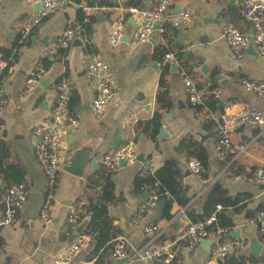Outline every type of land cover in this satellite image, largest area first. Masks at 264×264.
I'll return each instance as SVG.
<instances>
[{"label": "crops", "instance_id": "obj_1", "mask_svg": "<svg viewBox=\"0 0 264 264\" xmlns=\"http://www.w3.org/2000/svg\"><path fill=\"white\" fill-rule=\"evenodd\" d=\"M76 1L96 7L94 3L99 0ZM107 1L113 6H101L88 13L71 7L57 11L27 34L25 26L37 14V4L31 0H0V60L8 62L7 67H0V85L5 89V103L0 105V141L9 145L5 154L0 149V239L3 242L0 264H55L54 257L75 240L71 236L76 231L68 222L75 201L80 200L86 207L92 199L99 200L106 176L114 184L116 197L114 203L108 205L109 214L120 231L117 237L124 236L131 250L147 243L149 234L145 226L150 223L154 224L161 239H174L193 222L192 216L204 214L209 192L223 188L232 201L239 199L238 205L248 201L240 211L232 207L225 209L233 223L232 228L228 227L227 237L246 242L235 252L236 261L231 263L228 258L227 263L237 264L246 259V264H264L261 235L258 227L248 221L257 210L264 208L263 184L257 183L253 177L256 168L264 167V125L234 127L230 136L237 154L227 161L218 159L217 148L218 122L229 103H232L230 112L237 113L244 107H251L264 113V97L248 92L241 84L242 79L264 83V59L258 55L253 42L239 56L232 52L223 37L226 26L234 25L251 32L249 24L233 0H170L172 14L188 7L194 8L196 15L191 23L185 28L167 26L165 31L156 29L146 42L133 46L139 18L128 10L132 7L131 0ZM135 1L141 7L149 8L154 4V0ZM97 13H102L104 18L100 19ZM83 14L85 19L81 21ZM119 20L124 23V36L115 45L111 35L114 24ZM69 28L77 30L70 46L60 50L54 60L43 61L45 48ZM175 52L184 55L183 64L177 58L166 59L167 54ZM86 55L102 58L114 73L116 94L99 117L92 111L95 91L82 64ZM171 62L177 63L178 72L171 70ZM41 64L45 68L43 77L34 85H28L30 73ZM203 66L206 72L202 70ZM185 76L191 78L196 86L200 84L201 89L221 88L220 98L226 106L220 107L217 102L215 111L205 102L193 106L185 88ZM62 80H67L72 87L66 119L68 135L64 141L63 170L58 184L51 188L35 156L37 141L32 137V130L50 116L57 104ZM215 80L217 85L213 84ZM160 93L171 100V109L164 114L160 125L168 133L166 138L158 136L159 130L153 136L152 131L146 129L159 110ZM138 125L140 127L136 129ZM186 135L197 140L207 152L208 165L201 175L189 171L191 156L177 147ZM117 138L122 139L119 145L134 140L136 152L142 154L144 160L137 159L114 171H106L99 163L93 169V156L114 148ZM82 149L91 157L84 174L80 176L64 170L75 153ZM147 160L154 162L155 171L166 161L174 162L180 173V183L183 180L181 185L186 191V205L175 202L170 210L171 219L163 217L164 206L161 213L152 209L139 224H134L132 216L144 201L141 194L132 192L131 183ZM18 182L27 186V201L16 220L3 225L7 190ZM244 195H248L249 200ZM45 202L50 204L52 218L49 222L41 219ZM191 209L194 213H190ZM222 209V205L217 206V211ZM84 215L83 222L88 226L90 215ZM87 226L84 234L89 237L88 242L72 264H97L98 256L105 250L106 246H101L94 255L98 240L86 233ZM214 230L212 228L209 238L212 241L210 250L200 244L192 248L187 241L181 242L176 259L179 264H217L211 259ZM236 230H240V237L230 236ZM253 240L262 245L259 255L252 250ZM105 259L119 264L112 258V249ZM123 264H152V261L134 258Z\"/></svg>", "mask_w": 264, "mask_h": 264}, {"label": "built area", "instance_id": "obj_2", "mask_svg": "<svg viewBox=\"0 0 264 264\" xmlns=\"http://www.w3.org/2000/svg\"><path fill=\"white\" fill-rule=\"evenodd\" d=\"M32 3L39 5V10L35 17L25 26V32L28 34L34 28L38 27L50 15L62 9L71 7L73 9L88 13L91 9H100L101 7H89L76 0H31ZM234 4L241 12L243 19L249 24V31H245L234 25L226 26L223 37L230 45L232 52L236 55H243L246 46L253 42L258 55L264 59V0H233ZM170 0H154L152 7H129L128 10L137 15L139 23L136 34L132 40L133 46L146 42L154 32L159 29L165 31L167 26L174 28L187 27L196 15L194 8L188 7L182 9L176 14L170 12ZM77 30L75 28L67 29L64 34L53 41L45 48L42 53L43 61H52L60 50L70 46ZM124 36V23L122 20L114 24L111 35L113 44H119ZM167 60H175V54H167ZM83 66L87 69L90 83L95 91L92 101V111L99 117L108 103L116 94L114 73L107 62L95 55H86L82 59ZM8 66L6 60H0V67ZM45 68L43 64L33 70L28 79V85H34L44 75ZM184 84L189 94L190 102L193 106L201 105L209 97L220 98L222 90L219 87L199 89L191 78L185 76ZM241 84L250 93H255L264 97V83L242 79ZM58 101L50 116L42 124L32 130V137L37 141L35 156L41 163L47 176L49 187L53 188L58 184V178L63 170L64 141L68 135L66 119L69 112V100L72 93V87L67 80H62L59 84ZM5 89L0 85V105L5 103ZM229 103L225 112L218 122V159L227 161L237 154V148L234 145L230 133L234 127L242 124H251L254 126L264 125V113L262 110L251 107H244L239 112H230ZM137 121V118H135ZM94 161L103 166L106 171H114L120 167L121 161L126 164L137 161L138 154L134 140H128L118 147L111 148L106 152H97ZM188 169L195 175H201L205 167L201 160L196 156L189 157ZM155 172V164L152 160L143 163L139 172L140 176H148ZM253 177L259 184L264 185V167H258L253 171ZM150 193L147 201L140 204L137 211L132 216V222L139 224L146 213L154 209L159 201L164 197L169 198L171 194L168 190H163L159 182H155L150 187ZM28 198V189L25 183L18 182L12 184L7 190L6 207L2 219L3 225L12 224ZM221 208L220 206L218 207ZM86 212L84 205L80 200H76L69 214L68 222L72 230L83 222V216ZM50 204L45 202L41 210V219L44 222L51 221ZM250 224L258 227L261 235V242L264 245V209L257 210L248 220ZM214 228V246L211 259L217 264H228V258L237 250L242 249L246 242L243 239L228 238L230 229L218 225L217 213L203 220L191 222L174 239H161L160 233L155 229L154 224L145 226L149 239L145 245L140 248L130 249L128 240L124 236H119L112 241V258L120 259L134 258L161 260L163 264H169L177 259L179 246L181 242L187 241L190 247L194 248L200 244L201 240L209 239ZM89 237L86 234L77 235L75 240L63 251L54 257L55 264H72L82 248L87 244ZM86 264V263H78ZM105 264H114L111 260L105 259Z\"/></svg>", "mask_w": 264, "mask_h": 264}, {"label": "trees", "instance_id": "obj_3", "mask_svg": "<svg viewBox=\"0 0 264 264\" xmlns=\"http://www.w3.org/2000/svg\"><path fill=\"white\" fill-rule=\"evenodd\" d=\"M94 6H113L107 0H99L97 3H94ZM130 6H139L135 0L130 1ZM91 18V17H90ZM85 15H82L81 21H84ZM176 58L180 63H184V55L180 52H175ZM188 72V71H187ZM163 84V83H162ZM201 89V85H197ZM159 110L155 113L153 120L146 126V129L152 131V135H156L160 125L161 120L166 112L171 109V100L164 96L162 93L158 95ZM205 104L213 111H215L217 106V101L214 97H209L205 100ZM211 125L216 126L215 123ZM139 125L136 129H139ZM145 129V130H146ZM147 131V130H146ZM178 149L184 152L187 156H196L199 158L206 168L208 165V156L206 150L195 140L192 136L186 135L183 136L179 143ZM0 149L3 154L9 150V145L5 142L0 141ZM0 171L1 167H0ZM180 173L176 169L173 161H166L163 166L158 168L153 174L148 176H140L139 174L133 179L131 183V190L134 194H142L148 187H152L155 182H159L163 190H168L171 194V197H164L165 201V210L164 218L171 219L172 215L170 210L175 202L180 205L185 206L186 201L185 190L181 185ZM105 183L103 187L102 196L99 200L92 199L90 203L85 207V214L90 215V221L87 226L86 233L94 236L95 233L99 234L98 242L96 243V248L94 250V255H97L101 246H106L103 253H101L97 258V264H104L105 257L108 256L110 250L112 249V241L117 238L120 234L118 227L114 223V219L110 216L108 205L113 204L116 200L114 194V184L110 180L109 176L105 177ZM244 198L247 200L248 195H244ZM249 200V199H248ZM248 201L242 205H238L239 199L237 201H232L227 195V191L223 188H215L209 192L205 203H204V214L201 216H192V221L203 220L209 217L212 213H217L218 222L222 226L232 228L233 223L230 218L225 213V209L232 207L236 211H240L244 206H246ZM222 205L223 209L217 211V206ZM264 209V208H263ZM190 213H194V209L190 210ZM85 216V215H84ZM83 216V218H84ZM3 246V242L0 239V248ZM247 260L242 259L237 264H246ZM169 264H179L177 260Z\"/></svg>", "mask_w": 264, "mask_h": 264}, {"label": "water", "instance_id": "obj_4", "mask_svg": "<svg viewBox=\"0 0 264 264\" xmlns=\"http://www.w3.org/2000/svg\"><path fill=\"white\" fill-rule=\"evenodd\" d=\"M37 7H39V5H37ZM97 16L100 18V19H103L104 18V15L102 13H97ZM75 42H79V40H76ZM157 64H154L153 66H156ZM170 66H171V70L174 71V72H178L180 70L179 66L177 65L176 62H171L170 63ZM202 70L204 72H206V67L203 66L202 67ZM213 84L217 85L218 84V81L215 80L213 82ZM216 101L218 102L219 106L220 107H224L225 106V102L221 99V98H216ZM1 110V108H0ZM167 117H170V114L167 115ZM158 136L160 138H166L168 136V133L166 132L164 126H161L160 129H159V132H158ZM122 142V139L121 138H117L114 140V146L115 147H118V145ZM84 149L82 150H79L75 153L74 157L67 163V165H65L64 167V170L66 171H73V172H76L78 175L82 176L84 174V170L87 166V164L90 162V154H86L83 152ZM138 160L140 161H143L144 160V156L142 154H139L138 155ZM126 163L124 161H121L120 163V166H125ZM98 166V163L95 161V162H91V167L93 169H95V167ZM181 183H183V180H181ZM215 186H218V185H215ZM262 188H264V185H261ZM150 190L151 188L148 187L144 193H142L140 195V197L142 198L143 201H147L148 199V196H149V193H150ZM187 199V197H186ZM165 206V202L163 200L159 201L158 204L154 207V209L156 211H158L159 213L162 212L163 208ZM198 211L200 213H202V209H198ZM87 226V223L86 222H82L76 229V232L71 236L72 239L76 238L77 235H81L84 233L85 231V228ZM230 236L232 237H240V230H236L234 231L233 233L230 234ZM94 239L95 240H98V234L94 235ZM200 245L202 247H204L205 249L207 250H210L211 246H212V241L210 239H203L201 240L200 242ZM261 244L257 241V240H253L252 241V250L253 252L256 254V255H259L260 253V249H261ZM237 259V256L235 253L231 254L230 257H229V262H234L236 261ZM129 260L127 258H120V259H117V263L119 264H123V263H126L128 262ZM152 264H163V262L161 260H158V259H154L152 261Z\"/></svg>", "mask_w": 264, "mask_h": 264}]
</instances>
